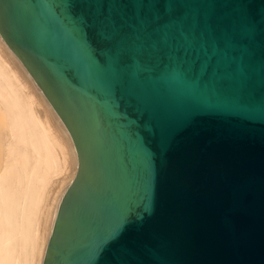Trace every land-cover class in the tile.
<instances>
[{
    "label": "water",
    "instance_id": "obj_1",
    "mask_svg": "<svg viewBox=\"0 0 264 264\" xmlns=\"http://www.w3.org/2000/svg\"><path fill=\"white\" fill-rule=\"evenodd\" d=\"M0 36L78 158L42 264H264V0H0Z\"/></svg>",
    "mask_w": 264,
    "mask_h": 264
},
{
    "label": "bare ground",
    "instance_id": "obj_2",
    "mask_svg": "<svg viewBox=\"0 0 264 264\" xmlns=\"http://www.w3.org/2000/svg\"><path fill=\"white\" fill-rule=\"evenodd\" d=\"M77 167L66 127L0 36V264L43 263Z\"/></svg>",
    "mask_w": 264,
    "mask_h": 264
},
{
    "label": "rangeland",
    "instance_id": "obj_3",
    "mask_svg": "<svg viewBox=\"0 0 264 264\" xmlns=\"http://www.w3.org/2000/svg\"><path fill=\"white\" fill-rule=\"evenodd\" d=\"M40 109H41V108H40ZM41 110H43V109H41ZM56 186H58V185H56ZM56 186H55V189L59 190V188H58V187H56ZM61 186H62V185H61ZM61 186H60V187H61ZM55 191H56V190H55Z\"/></svg>",
    "mask_w": 264,
    "mask_h": 264
}]
</instances>
